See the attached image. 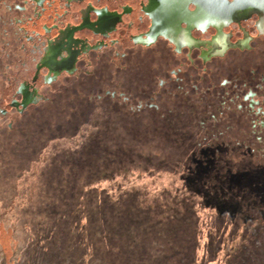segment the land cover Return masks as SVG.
<instances>
[{"label": "rangeland", "instance_id": "rangeland-1", "mask_svg": "<svg viewBox=\"0 0 264 264\" xmlns=\"http://www.w3.org/2000/svg\"><path fill=\"white\" fill-rule=\"evenodd\" d=\"M149 25L136 20L133 35ZM243 25L248 49L208 63L163 39L128 47L107 71L130 75L146 96L133 98L137 111L113 96L112 80L93 94L66 75L21 119L0 113V264H12L16 233L26 237L20 264H264V36ZM10 50L0 44V94L20 66ZM5 160L18 165L15 193Z\"/></svg>", "mask_w": 264, "mask_h": 264}, {"label": "flooded vegetation", "instance_id": "flooded-vegetation-1", "mask_svg": "<svg viewBox=\"0 0 264 264\" xmlns=\"http://www.w3.org/2000/svg\"><path fill=\"white\" fill-rule=\"evenodd\" d=\"M145 1L0 0V44L9 46L8 56L16 57L20 63L16 65V73L7 77L9 81L16 80L15 84L7 86L0 94L3 117L15 120L16 115L21 114L17 120L21 119L32 105L48 100L46 88H54L66 75L77 74L80 63L91 61L95 54L112 52L114 59L125 58L129 55L128 47L133 44L146 48L163 39L177 56L186 53L191 58L193 52L199 51V58L208 63L226 56L232 49H248L254 36L243 24L249 21L253 22L257 33L264 36V0L247 4L222 0V5L233 7L231 16L222 20L214 19L213 0H147L144 4ZM138 10L143 15H138ZM144 17L150 20L148 30L133 35L136 20L143 21ZM234 25L240 29L239 39H234L231 29ZM210 32L208 39L196 35ZM29 57L33 67L26 64ZM183 65L179 66V72ZM178 71L173 70L176 75ZM32 98L37 101L22 106ZM124 99L130 100L126 96ZM2 162L6 165L1 166L2 170L7 168L11 172L10 184L15 193L16 161Z\"/></svg>", "mask_w": 264, "mask_h": 264}, {"label": "crops", "instance_id": "crops-1", "mask_svg": "<svg viewBox=\"0 0 264 264\" xmlns=\"http://www.w3.org/2000/svg\"><path fill=\"white\" fill-rule=\"evenodd\" d=\"M158 44V43H157ZM156 44V45H157ZM142 47V49L144 48L143 46H141ZM158 47V46H157ZM157 47L155 46V48H154V50H158L157 49ZM135 49H137V48H135ZM172 49H173V47H172ZM138 50V49H137ZM129 57V55L128 56H126L124 59L126 60L127 58ZM131 57V56H130ZM124 60V61H125ZM157 61V63H156V65H158L159 67H160V69L161 70H165V67H166V65H164L163 63H160L158 60H156ZM180 62L178 61L177 62V64H176V66L174 65V66H171V67H169L171 70L172 69H174L175 70V68L176 67H179L180 66V64H179ZM146 65H148V63L146 62L145 63ZM120 65V64H119ZM118 65V63H116V61H114V53H112V52H107V53H100V54H95L94 55V58L91 60V61H88V62H81L80 63V70H79V72L77 73V74H75V75H67V77H69V79L70 78H73V77H76L77 78V80H79V81H81L82 82V84H84V89H86V91H88V93H93L94 94V92L93 91H96V89L98 90H100V89H105L104 91H106V90H110V89H108V88H106V86H107V83L109 82H111V80H112V82H114L115 83V87L113 88V90H115L114 92H116V93H114L113 94V96H115V94H117L118 92L120 93V97H122L123 98V100H124V103H123V105L125 106V108L127 109V110H129V111H131V112H133V110H135V109H137L136 107H135V105L136 104H133L132 103V100H133V98H134V100L136 101V102H138L139 100L141 101V102H143L145 99H146V96L143 94V93H137V92H134V90H133V83H132V80H131V78H127V77H130V75L129 76H126V73L125 74H123V73H121L120 72V74L118 73V72H114L113 71V67H115V68H117V66H119ZM155 64H153V66H154ZM156 65H155V68H156ZM111 66H113L112 67V71L110 72V71H107V70H109L110 69V67ZM157 66V67H158ZM175 67V68H174ZM157 69V71H158V68H156ZM169 69V70H170ZM132 68H131V66H130V68H128V71L130 72V73H132ZM124 71V70H123ZM154 71H156V70H154ZM113 72V73H112ZM128 72V73H129ZM112 73V74H111ZM130 79V80H129ZM63 81V80H62ZM161 82H164L163 80H161ZM90 83H92L93 85L91 86L90 85ZM143 84V83H142ZM93 86L95 87L96 86V89L95 88H93ZM140 86H143V85H140ZM146 86V84L144 85V87ZM162 87H164V86H162ZM162 87H160V86H157V90L155 91V92H158V94H157V96H161V98H163L164 99V91L165 90H163V88ZM140 88H142V87H140ZM162 88V91H158V89H161ZM77 89H79L78 87L77 88H75V91L77 90ZM141 90V89H140ZM77 92V94L79 93V91H76ZM160 92V93H159ZM123 93H128L129 94V98L131 99V100H129V101H127V100H125L124 99V94ZM87 95H91V94H87ZM75 96V95H74ZM92 96V95H91ZM90 96V97H91ZM98 99H99V101H100V99H102V97L99 95L98 96ZM117 99L118 98H111V100H112V105H108L109 106V109L112 107H114V109H115V107H117L116 105H114V103H116L117 102ZM138 100V101H137ZM114 102V103H113ZM159 103V99L157 98V106H156V109H162L163 108V105L160 103V104H158ZM33 106V105H32ZM97 106H99V105H97ZM52 108V107H51ZM145 108H142V109H139L140 111H143ZM153 110H155V109H153ZM135 111H137V110H135ZM95 122H97L98 124H99V135L101 136V129H103L101 126H100V117L99 118H97V120L95 121ZM96 123V124H97ZM34 127H35V125H33ZM33 133H35V134H33V138H35V136H36V132H34V130H33ZM45 135H47V134H45ZM48 136L50 137L51 136V131L48 133ZM46 137V136H45ZM14 139H16L15 137H13ZM1 140V139H0Z\"/></svg>", "mask_w": 264, "mask_h": 264}, {"label": "trees", "instance_id": "trees-1", "mask_svg": "<svg viewBox=\"0 0 264 264\" xmlns=\"http://www.w3.org/2000/svg\"><path fill=\"white\" fill-rule=\"evenodd\" d=\"M16 173H18V165H16ZM17 175V174H16ZM20 188V187H19ZM18 186H16V191H18ZM20 213V212H19ZM24 215H20V217H19V219L20 218H22ZM22 219H24V218H22ZM19 230V229H18ZM17 230V231H18ZM22 231H23V229H22ZM18 233H16V236H15V239H11L10 238V240H11V242L8 244V246L10 247V249L11 250H13V252H12V264H20L18 261H19V259L21 258V247H22V244H23V239L24 238H26L25 236L24 237H21V238H19V236L17 235ZM6 239L4 238V241H5ZM0 241H1V239H0ZM3 245V246H2ZM5 246V244H4V242L1 244L0 243V261L1 262H3V259H8L7 258V256L5 255V253H4V247ZM4 247V248H3Z\"/></svg>", "mask_w": 264, "mask_h": 264}, {"label": "bare ground", "instance_id": "bare-ground-1", "mask_svg": "<svg viewBox=\"0 0 264 264\" xmlns=\"http://www.w3.org/2000/svg\"><path fill=\"white\" fill-rule=\"evenodd\" d=\"M237 2L247 4L249 2L253 3L255 0H236ZM223 2L222 0H213V16L214 19H227L228 17L231 16L232 6L227 5L224 3L223 5L221 4ZM242 8V5H241ZM248 8V7H247Z\"/></svg>", "mask_w": 264, "mask_h": 264}, {"label": "water", "instance_id": "water-1", "mask_svg": "<svg viewBox=\"0 0 264 264\" xmlns=\"http://www.w3.org/2000/svg\"><path fill=\"white\" fill-rule=\"evenodd\" d=\"M234 0H232V2H233ZM254 13H257V14H259L257 11H255ZM115 14V13H114ZM118 15V14H117ZM119 16V15H118ZM242 17H244V16H242ZM249 17V16H248ZM248 17H245V18H248ZM241 19V18H240ZM239 19V20H240ZM35 101H37V99L36 98H32V99H29L27 102H24V103H22V106L23 107H27V105H29V104H31V103H35Z\"/></svg>", "mask_w": 264, "mask_h": 264}]
</instances>
